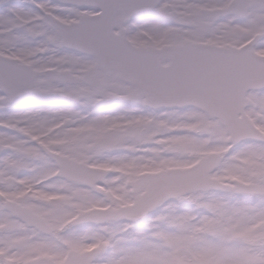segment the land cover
<instances>
[{"label":"snow or ice","instance_id":"snow-or-ice-1","mask_svg":"<svg viewBox=\"0 0 264 264\" xmlns=\"http://www.w3.org/2000/svg\"><path fill=\"white\" fill-rule=\"evenodd\" d=\"M0 264H264V0H0Z\"/></svg>","mask_w":264,"mask_h":264}]
</instances>
